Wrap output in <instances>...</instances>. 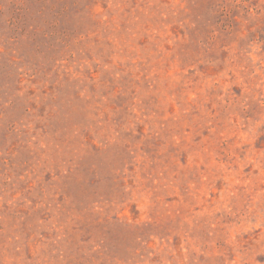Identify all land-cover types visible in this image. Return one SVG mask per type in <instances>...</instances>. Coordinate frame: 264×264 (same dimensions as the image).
Masks as SVG:
<instances>
[{
  "label": "rangeland",
  "instance_id": "1",
  "mask_svg": "<svg viewBox=\"0 0 264 264\" xmlns=\"http://www.w3.org/2000/svg\"><path fill=\"white\" fill-rule=\"evenodd\" d=\"M0 264H264V0H0Z\"/></svg>",
  "mask_w": 264,
  "mask_h": 264
}]
</instances>
